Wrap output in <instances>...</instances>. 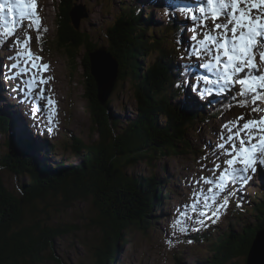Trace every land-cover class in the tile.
I'll return each mask as SVG.
<instances>
[{
    "label": "rangeland",
    "instance_id": "1",
    "mask_svg": "<svg viewBox=\"0 0 264 264\" xmlns=\"http://www.w3.org/2000/svg\"><path fill=\"white\" fill-rule=\"evenodd\" d=\"M141 1L143 0H78V4L83 7V14L73 13L75 7L80 13L76 2H73L70 9V21L76 29L79 30L80 28L87 31L90 44L96 46L92 51L106 50L116 59L108 48L109 38L107 32L109 28L114 27L117 19L122 14V10L126 7V13L132 12V15L136 13L140 25L144 23L143 21H149V18H146L150 14L147 13L153 12L156 21V23L151 24L153 27L166 22H172L173 27L178 26V32L173 33L172 36L175 39L174 45L170 46L168 43L170 49L182 50L181 53L184 56H190L188 61L192 64V68L197 66L196 69H201L199 61L206 60L203 56L197 57L194 54L197 42L190 40L192 33L189 29L192 24L178 11V8H172L175 5H179L180 8L187 6L182 2H172L170 5L169 0H152L149 2L151 4L150 8L140 7L138 11L134 7H138L137 3ZM188 4L191 3L188 2ZM57 8L56 0H37L36 12L41 19L39 39H37L38 32L34 27H24L31 24V21L28 19L21 20L19 16L16 17V14H14L15 27L20 30V35L23 36L25 32L31 35L30 49L34 56L42 57V60H38L37 63L49 66L47 71H41L39 75L45 79L49 77L51 79L46 84H40L35 90L30 89L26 83L30 79L29 76L21 75L15 79L12 78L16 76L19 69H10L9 66L13 61L8 57L15 56L16 45L10 42L14 37H5L4 31L13 27V17H9L6 12L0 15V78L2 81H0V179L7 191L14 195L25 196L28 192L30 193L28 197L31 200L34 199L35 194L39 197V202L37 201L35 205L30 204L25 209V218H31L30 216L39 212V208L47 205L45 208L47 212L42 215L39 213V216H43L50 227H55L56 231L59 230L53 236L52 246L49 249L46 247L35 258L32 257V254L31 258L27 256L24 258L27 261L25 260L21 264H101V261H105L104 264H214L209 259L217 255L215 248H211L212 237L214 236L216 239L217 235L223 236L230 232L240 233L249 221L255 220L252 208L259 204L255 202H261V199H264V166L258 164L256 172L251 174L250 180L253 181L251 187L237 182L234 185H229L230 191L220 192L215 183L218 181L220 171L216 170L213 165L221 163L224 157L221 156V159L217 160L216 155H213V153L219 155L224 151L218 147L219 143L223 142L220 137L227 135L226 129L222 127L224 124L236 120L242 114L247 120L264 115V113H251V106L243 108L230 107L225 99L228 96L232 97L234 90H240V86L237 84L230 91H221L220 85H212L214 87L211 88V84L203 83L202 78L204 75H201L199 80L194 82L192 86L188 85L185 96L183 93L179 98H172L171 103L173 105H181L180 107H183L186 111L194 112L193 109L201 111L199 115H196L197 117L202 118L204 112L210 111L209 105L213 106V110L205 114V118H209L208 122L204 123L198 120V125L186 126V138L188 139L187 142L191 144L192 153H182L178 148H174L166 155L158 153L154 158H150V152L145 148H140L135 156L132 155L131 149H127L130 153L129 156L136 157V161L128 163L124 168V173L118 175V180L122 179L123 181L119 180L117 186H122L126 175L135 180L139 178L147 181L145 186H148L149 183V194L151 193L150 197L154 203L152 206H147L144 203H140V206L137 205V213L141 212V208H145L142 213L147 216L146 219L141 220L139 224H127V227L123 230L125 233H123L121 240L114 245L111 253V244L101 233L102 222H97L100 214L95 206L96 196L94 193L91 196H87L86 191L81 192L79 196L70 194L68 196L71 198L68 199L61 192L49 196L46 192V190L51 189L50 186L54 182L53 178H56L53 177V173H58L57 170L55 171L54 166L65 168L62 169V175L59 174V176H62L61 179L66 177L69 185L75 189L79 172L77 170H79V166L83 165L84 153L87 151L73 143V141H76L77 138L78 141L84 144H95L99 141L100 131L91 123L90 111L88 110L89 104L85 96L86 88L83 84L82 71L84 67L82 60L87 48L81 46L74 53H69L65 47L58 45L60 39L56 25ZM130 9L132 10L130 11ZM162 13H164L163 15L171 14L172 18L163 21ZM179 14H181L180 18L176 17ZM121 19L123 20V18ZM135 25L133 27L138 31L134 33L135 36L149 42L150 38L147 35H151L152 31L150 29L152 26L150 24L148 27H146V24L143 26ZM158 28L155 27V29ZM167 34L165 38H168ZM92 51L88 53V56ZM155 57L156 53H152L148 60L152 61ZM115 61L118 65L117 60ZM258 61L259 59H257V63H260ZM261 68V71H264V65ZM170 78L172 76L169 79L166 78L164 82L166 84L173 83L174 80H170ZM208 78L210 80L216 79L213 76ZM168 87L162 86L161 88L164 89L163 92H166ZM3 89L6 91H3ZM113 89L114 92L111 97L107 98L106 102L108 99L111 100V112L116 113L119 119L116 124L119 125L116 126L118 131L115 136L120 140L124 138V146H131L132 143L127 142L122 135H127L123 132H141L142 127L137 126L140 120L139 116H141L137 91L129 79L125 80L122 75H119V71ZM209 89H211V92H209ZM41 92L43 93L42 99ZM2 93L6 96L4 101H2ZM13 96L15 97L13 98ZM156 97L162 98L161 92L158 94L155 91L154 98ZM211 97L214 101H207ZM220 97L225 98L222 100ZM49 100L55 101V105H50ZM214 102L215 104H213ZM2 104H7V106L3 107ZM258 104L264 108V104L261 102H258ZM37 108L39 111L36 110ZM151 109L154 112L151 117L155 118L151 120L152 124H156V121L158 126L162 121H166L163 125L168 124V120L164 116L167 113L162 110L163 107L156 108L155 106V109H153L151 106ZM16 113L21 114V119L14 116ZM111 115L113 116V114ZM49 117H52L51 122ZM31 120L35 121L34 125L30 124ZM136 121L138 122L135 124ZM243 122L240 121L241 124ZM18 123V132L12 131ZM29 124L31 127H28ZM127 128L133 129V131H126ZM11 136H15L20 141L21 150L24 152L22 156L14 153L16 151L14 148H11V151L9 142H7ZM109 141L112 143L115 139L111 138ZM48 145H54L52 152L46 149ZM181 149H184V145L181 146ZM25 154L28 157L31 156L33 163L25 158ZM119 162L122 167L124 159ZM8 164L19 165L22 169L20 168V172L16 173L17 166L13 165L14 169H11ZM35 164L37 169H39L38 166L43 168V164H46L45 167L51 168H49L48 173L45 172L40 177L31 178L29 170L24 167L33 168ZM222 167H227V165ZM49 175L51 177H47ZM100 178L96 175L92 179L88 178V180L98 182ZM39 179L42 182L46 180L47 185L44 184L41 190L40 187H37L38 190H32V184L35 183L39 186L37 184ZM204 179L211 180L214 183L206 185L203 183ZM155 182L156 188L152 189L151 187ZM136 185L139 186L137 183ZM28 186L29 188H27ZM209 188H212V191H208ZM54 189L59 188L55 185ZM114 191H118V188L113 186L110 192ZM214 192L218 193L215 202L209 200L211 207L204 209V197H211ZM40 193L43 195L40 196ZM225 198L228 199L229 203L221 208L220 206L224 204ZM105 200L113 202L112 199ZM197 200L200 201V204L194 212L192 204ZM242 202L251 205L252 208L250 207L249 210L243 209L240 212L236 205ZM216 209L220 210L218 220L214 216L210 220L206 219L205 227H200L196 223L200 219L199 212L201 210L211 215L212 211ZM177 219L184 220L188 231L181 233L179 231L181 225L173 226ZM40 222L29 224V230L35 229V232H39ZM34 224L36 226L31 227ZM191 226L199 228V231L192 230ZM118 229L120 231L121 225ZM263 230L264 226L253 236V240ZM38 235L41 237V232L37 233ZM124 236H129V240ZM188 240H191L192 243H187ZM168 241H171V246ZM107 248H109L108 254L105 253ZM248 253L245 257L237 256L232 258L231 261L224 262V264H246L245 260L248 258Z\"/></svg>",
    "mask_w": 264,
    "mask_h": 264
},
{
    "label": "trees",
    "instance_id": "2",
    "mask_svg": "<svg viewBox=\"0 0 264 264\" xmlns=\"http://www.w3.org/2000/svg\"><path fill=\"white\" fill-rule=\"evenodd\" d=\"M76 1L78 0H58L56 14V25L60 39L58 45L65 47L69 53H74L81 46L87 48L82 60V65L84 67L82 77L84 87L86 88L85 95L88 99V110L90 111L91 123L100 130L99 141L97 140L98 142L95 144H84L76 138V141H73V143L86 149L87 152L84 153L83 165L79 166V170H77L79 172L75 189L73 186L69 185V181L66 177H64L65 179H61L60 177L62 176H59V174L62 175V169L65 168L54 166L55 171L57 170L58 173H53V177H56L53 178L54 184L52 183V186H50L51 189L46 190V192L47 196L61 192L63 195L65 194L68 199L71 198L68 196L70 194L79 196L81 192L86 191V193H88L87 196H91V194L94 193L96 196L95 206L100 214L97 222H102L101 233L102 235L104 234L105 239L111 244L112 248L110 249L112 253L114 245L121 240L123 233H125L123 230L127 227L126 225L130 223L139 224L141 220L144 221L143 219H146L147 216L142 213L145 211V208H141V212L137 213L136 207L140 206V203L147 204V206H152L154 203L150 197L151 193L149 194V183L148 186H145L147 181L140 180L139 178L135 180L125 174L124 183L122 186H117V182L122 180H118V175L124 173V168H126L128 163H134L136 161V157L134 156L140 148L148 150L151 155L150 158H154L158 153L166 155L174 148H178L182 153H192L191 144L187 142L188 139L186 138V126L192 127L191 125H197L199 121L203 122V120L199 119L196 113L190 110L186 111L183 107L178 105L173 106L168 102L169 100L163 97L160 99L158 97L154 98V92L157 91L159 94L163 90L161 87L167 85L164 80L168 78L171 73V69L167 66V63L173 59L174 54L165 47H161L163 41L160 39L153 42L152 35H147V37L150 38L149 42L137 38L134 33L138 31L135 30L133 26L135 24V26L140 25L139 17L136 13L134 15H132V12H129V14L126 13L125 10L127 9L125 7L114 27L108 29V48L116 57L115 60L118 62L119 75H122L125 80L129 79V81L134 84V88L137 91L141 116H139V122L136 121L135 124L138 122L137 126H141L142 129L141 132L137 131L138 133L123 132L127 135H122V137H125L127 142L132 143L131 146H124V138L120 140L115 136V133L118 131L116 130V126L119 124H116L119 122V119L117 118V114L111 112L109 108L111 100L108 99L105 104H100L96 97V84L90 72V61L88 56V53L94 49L95 45L90 44V37L86 30L80 28L79 30L76 29L70 21V9L73 2ZM134 10L133 8V11ZM121 18H123V20ZM140 19L142 20V18ZM141 25L143 26L144 23ZM160 25L162 28H165L163 24ZM151 43L153 46L151 51H157L156 54H158V56L152 61L146 62L145 65L142 60H146L151 55L148 49ZM70 57L73 58V56ZM151 106L153 109H155V106L156 108L163 107L162 110L167 113L164 114V116L167 118L168 124L163 125L166 121L162 120L159 126L157 125V121L155 122L156 124L151 123V120L155 119L151 117V114L154 113ZM179 109L180 111H178ZM111 114H113V116ZM4 119L8 120L7 118ZM154 125L157 127H154ZM129 131H133V129ZM111 138L115 139L112 143L109 141ZM9 143L12 146L14 145L11 148H14L16 152L20 153V156L24 154L23 150H21L22 145L15 136L9 138ZM182 145H184V149H181ZM15 146H17L20 151ZM53 148V145H48L49 150H53ZM127 149H131V153L134 155L133 157L129 156L130 153ZM26 156L25 158H27V160H32L30 155L29 157ZM122 159H124L123 168L119 162ZM13 165L17 166L15 172L19 173L22 167L16 164H8L11 169H14ZM24 168L29 170L31 178H35L37 176H42L45 172L48 173L51 167L43 166V168L38 170H36L34 166L33 168ZM74 171L76 172V170ZM96 175L101 177L98 182L94 180L91 182L88 180V178L92 179V177ZM47 177L51 176L49 175ZM45 181L42 182L39 179L37 182L39 186L35 183L32 184V190H38L37 187H40L41 190L44 184L47 185ZM41 182L42 185L40 184ZM136 183L140 187H137ZM55 185L59 189L53 190ZM155 185L156 182L151 188H156ZM113 186L118 188V191L110 192ZM27 188H29V186ZM28 195H30V193L27 192L25 196L19 197V195L8 192L0 179V264H21L24 263L25 260L27 261V259H24L27 256L31 258V254L32 257L35 258L40 251L46 249V247L49 249V247L52 246L53 236L59 231H56L55 227H50L48 221L43 219V216H39V213L42 215L47 212V209H45L47 205H43L42 208H39V212L30 216L31 218L24 217L25 209L30 204L35 205L37 201L39 202V197H37L36 194L33 200H31ZM39 195L41 196L43 194L40 193ZM105 199H112L113 202L106 201ZM252 211V214L255 215V220L249 221L240 233L230 232L223 236L217 235L216 239L214 236L212 237L213 241L211 248H215L217 255L216 257L209 258L211 259L210 261L214 262V264H224V262L231 261L232 258L237 256H247L249 247L254 238L253 236L264 226V200H261L257 206L253 207ZM143 216L144 218H142ZM39 221H41V225L38 226L41 237H39V235L37 236L39 232H35V229L29 230V224ZM120 225L121 229L119 231L118 228H120ZM35 226L34 224V226L32 225L31 227L34 228ZM125 238L129 240V236ZM108 250L109 248L105 250L106 254L109 253H107ZM245 261H247V258ZM104 262L105 261H101V264H104ZM207 262H209V260H207Z\"/></svg>",
    "mask_w": 264,
    "mask_h": 264
},
{
    "label": "snow or ice",
    "instance_id": "3",
    "mask_svg": "<svg viewBox=\"0 0 264 264\" xmlns=\"http://www.w3.org/2000/svg\"><path fill=\"white\" fill-rule=\"evenodd\" d=\"M36 8L37 0H0V15L6 12L9 17H13V27L4 31L5 37H14L10 42L16 45L15 56L8 57L13 61L10 69H19L12 78L29 76L26 83L32 90L51 79L39 75L41 71H47L49 66L37 63L42 57L34 56L30 49L32 36L27 32L20 35V30L15 27L14 14L19 10L21 20H30L31 24L24 27H34L39 39L41 19ZM178 11L192 24L189 29L192 33L190 40L197 42L194 54L206 59L201 67L217 72L216 80L203 77V83L220 85L221 91H230L238 84L240 90L236 93L237 105L242 108L251 106V113H264V108L258 104L264 102V71H261L264 65V0H206V6L197 7L195 10L184 7ZM257 59L260 63H257ZM48 103L55 105L52 100ZM36 110L39 111L38 108ZM51 120L52 117H49L50 122ZM240 121L244 122L241 124ZM222 127L226 129L227 135L220 137L223 142L218 147L224 151L213 155H216L217 160L221 156L224 159L213 167L220 171L218 181L215 182L216 187L220 192H225L230 191L229 185L237 182L246 184L251 179V174L256 172L257 165L264 166V115L245 120L242 114ZM223 165L227 167H222ZM203 183L212 185L214 182L204 179ZM208 191H212V188ZM217 195L214 192L211 197H204L203 208L209 209V200L215 202ZM228 203L225 198L220 207L223 208ZM199 204V200L192 204L194 212ZM213 216L218 220L220 210L212 211L211 215L201 210L200 219L196 223L205 227L206 219L210 220ZM175 225H181V233L188 231L182 219H177L173 226ZM192 230L199 231V228ZM168 243L171 246V241ZM187 243L192 241L188 240Z\"/></svg>",
    "mask_w": 264,
    "mask_h": 264
},
{
    "label": "water",
    "instance_id": "4",
    "mask_svg": "<svg viewBox=\"0 0 264 264\" xmlns=\"http://www.w3.org/2000/svg\"><path fill=\"white\" fill-rule=\"evenodd\" d=\"M73 13L81 14L76 8ZM89 61L90 72L96 84L97 100L100 104H105L109 94L115 87L119 71L118 65L115 58L106 50L92 51L89 54ZM106 90L107 92H105ZM247 264H264V230L260 233V236L253 240L248 253Z\"/></svg>",
    "mask_w": 264,
    "mask_h": 264
},
{
    "label": "bare ground",
    "instance_id": "5",
    "mask_svg": "<svg viewBox=\"0 0 264 264\" xmlns=\"http://www.w3.org/2000/svg\"><path fill=\"white\" fill-rule=\"evenodd\" d=\"M172 2H182L183 4H185L187 7H192L194 10H195V8H197V7H200V6H206V2H205V0H169V4L171 5V3ZM188 2H190L191 4H188ZM179 4V3H178ZM127 6V5H126ZM129 6V5H128ZM150 6V5H149ZM79 7V6H78ZM169 8V7H168ZM172 8H174V9H179L180 7H179V5H175L174 7H172ZM79 10H80V13L81 14H83L82 12H83V7L81 8V7H79ZM130 11H131V9H130ZM15 14H16V17L17 16H19V10H17L16 12H15ZM18 14V15H17ZM164 13H162V15H163ZM198 14V13H197ZM137 15V14H136ZM180 16H181V14H179L178 16H176V17H178V18H180ZM20 17V16H19ZM162 17H164V20L163 21H166V20H170L171 18H172V15L171 14H165V15H163ZM12 18V17H11ZM160 18V17H159ZM13 19V18H12ZM146 19H148V18H146ZM153 20H155L154 19V15H153V13H152V16H151V18L149 17V21H143L144 22V24H146V27H148L149 26V24L151 25L152 23V21ZM153 23H155V21H153ZM171 25V24H170ZM169 25V26H170ZM139 26H142V25H139ZM152 26V25H151ZM168 26V27H169ZM156 27L158 28V29H154V30H160V29H163L162 28V26L161 25H156ZM163 27H165V25L163 24ZM171 27V26H170ZM152 28V27H151ZM143 29V28H142ZM195 47V46H194ZM109 51V50H108ZM9 52V51H8ZM204 61V60H203ZM203 61H200V66H201V63H204ZM195 62V61H194ZM259 62V61H258ZM196 65V64H195ZM196 68H197V66H195V69L191 72V74H190V76H192L194 73H195V70H196ZM262 69V68H261ZM207 71L208 70V68H205V67H201V69H200V73H202L203 71ZM209 72H211V73H213V74H215V75H217V72L215 71V70H208ZM84 73V72H83ZM216 79H217V76H214ZM175 76H172V78H170V80L172 79V80H175ZM168 79H169V77H168ZM215 79V80H216ZM0 81H1V78H0ZM180 81L181 82H183L184 81V79L183 78H181L180 79ZM2 82V81H1ZM166 83V82H165ZM219 86V85H218ZM214 86H212L211 85V88H213ZM236 89V88H235ZM191 90V89H190ZM3 91H6L5 89H3ZM235 91V90H234ZM105 92H107V90L105 91ZM2 95V97H3V99H2V101H4L5 99H4V97H6L3 93L1 94ZM232 95V94H231ZM15 96H13V98H14ZM19 99V98H18ZM42 99V98H41ZM210 100H212V101H214L213 99H212V97L210 98V99H208L207 101H210ZM17 101H21V100H17ZM212 103V102H211ZM2 106L4 107V106H7V104H2ZM9 106V105H8ZM9 109V108H8ZM6 110V109H5ZM220 112H221V110L220 109H218ZM4 111V110H3ZM210 113V112H209ZM9 114H12V113H9ZM14 116H17V118H19L20 117V119H21V114H19V113H16V114H14ZM11 120H13L12 118H10ZM14 122V121H13ZM20 124H21V122H19ZM19 123L17 124V126H16V128L15 129H13L12 131H15V132H18V129H19ZM35 124V121L34 120H31V125H34ZM28 125V127H31V125ZM23 127V126H22ZM21 127V128H22ZM51 152H52V150H51ZM253 180V179H252ZM262 180V179H261ZM252 183H253V181H251V180H249L246 184H242V183H240L241 185H245V186H250L251 187V185H252ZM239 184V183H238ZM239 184V185H240ZM225 193V192H224ZM229 194V193H228ZM227 194V195H228ZM171 198V197H170ZM228 198V197H227ZM240 198H241V196H240ZM164 199V198H163ZM164 201V200H163ZM216 225V224H215ZM218 227V226H217ZM191 228H193V226H191ZM213 228V227H212ZM215 229H217V228H215ZM187 236V235H186ZM196 236V235H195ZM208 236V235H207ZM258 236H260V233L258 234ZM195 239V238H194ZM203 239V238H202Z\"/></svg>",
    "mask_w": 264,
    "mask_h": 264
}]
</instances>
